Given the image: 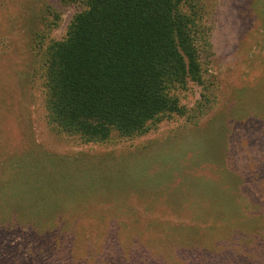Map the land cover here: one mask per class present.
I'll return each mask as SVG.
<instances>
[{
	"label": "rangeland",
	"instance_id": "rangeland-1",
	"mask_svg": "<svg viewBox=\"0 0 264 264\" xmlns=\"http://www.w3.org/2000/svg\"><path fill=\"white\" fill-rule=\"evenodd\" d=\"M4 1L0 4V39L4 44L0 45V177L8 180L4 189L18 195L17 203L24 200L30 181L18 187L20 179L11 175L22 164L21 152L38 151L36 144L43 152L57 153L69 164L76 162L72 177L85 181L81 185L90 183L83 187L90 190H86V198L78 206L50 209L49 213L59 215H50V220L46 215H33L35 210L3 208L0 264H111L116 259L134 264L138 247L155 260L159 257L167 264H177L172 259L173 249L191 246L197 238L184 237L174 226L194 224L206 229L214 222L211 218L197 221L206 210L197 214L187 208L189 202H177L184 198L181 194L193 197L196 192L194 183L172 187L182 179H209L211 190H197L195 195L204 191L206 195L226 197L230 205L236 197H243L249 199L252 209H260L264 215V0H185L182 10L193 14L197 28L199 81L188 76L174 83L166 81L167 76L164 92L176 99L179 111L152 120L145 133L123 136L112 132L103 140H88L58 130L45 108L47 59L43 52L51 41L64 37L77 2L34 0L39 7L34 3V7L30 4L20 8L14 0ZM30 8L54 9L59 15L53 26L43 28L36 54L25 51ZM5 11L18 18L16 26L6 28ZM146 145L147 154H163L160 163H165L166 158L175 160L176 154L171 151L183 152L179 155L182 160L185 149L194 154L195 161L193 166L181 163L174 174H166L162 166L149 170L140 165L139 159L133 167L120 156ZM170 147L172 150L167 151ZM112 156L120 157L91 163V159ZM43 159V175L55 174L51 159ZM121 169L133 171L138 176L136 181L146 188L135 184L133 190V182L118 178L119 190L106 191L100 186L107 180L111 185ZM25 176L27 180L34 178L28 171ZM26 203L33 204L34 199L27 198ZM26 221L31 225L23 227ZM259 224L257 232L263 237L264 222ZM54 229L64 240L57 243L55 256L45 249L39 252L37 247L43 243L40 237L45 232L52 234ZM225 230L218 229L217 235L208 229L206 232L209 239L215 238L214 245L226 239V249L237 255L250 250L264 261L263 239L238 240L224 234ZM198 242L201 249H215L207 241Z\"/></svg>",
	"mask_w": 264,
	"mask_h": 264
},
{
	"label": "trees",
	"instance_id": "trees-1",
	"mask_svg": "<svg viewBox=\"0 0 264 264\" xmlns=\"http://www.w3.org/2000/svg\"><path fill=\"white\" fill-rule=\"evenodd\" d=\"M6 1L8 0L4 3ZM14 1L20 8L26 5L29 7L30 4L33 6L35 3L34 0ZM58 1L60 4L71 2L78 4L64 37L58 41H51L43 52L45 60L47 59L44 73L45 108L58 130L79 135L88 140H103L112 132L131 136L145 133L150 122L159 116L179 111L176 99L164 92L165 78L168 76L166 81L174 83L183 82L188 76L199 81V59L195 42L197 28L193 14L182 10L185 0ZM2 2L3 0L0 4ZM28 13L29 40L25 44V51L33 50L36 54L43 39V28L48 29L53 26L59 15L54 9L41 11L40 8L37 10L30 8ZM3 21L6 28L14 27L18 18L13 13L5 11ZM0 45L4 46L1 39ZM34 145L38 151H22L20 154L22 164L11 175L20 179L17 182L18 187L19 184L30 181L27 184V194L22 196L24 200L21 204L16 202L18 195L13 190L4 189L8 180L5 178L1 180V176L0 211L3 208L14 210L27 208L36 211L33 215H46L50 220L52 218L50 215H54L49 213L50 209L73 208L83 203L86 190H90L83 187L90 183L81 185L85 181H77L75 177H72L77 168L76 162L69 164L57 153L43 152L36 144ZM147 149L148 145L140 147L139 150L125 152L120 156L128 163H133V167L138 162L135 160L139 159H141L140 165L149 170L155 166H162L166 174H174L176 168L182 166L181 163L187 162L188 165L193 166L195 161L194 154L188 149H185L184 158L180 160L179 155L183 152L171 151L172 147H170L167 151H171L173 155L176 154L175 160L166 158L165 163H160V156L163 154L150 155L147 154ZM120 156L100 157L95 161L91 159V163L100 164L101 162L97 161L102 160L114 161ZM47 157L53 163L51 170L56 171L55 174L43 175L45 168L43 158L47 159ZM103 169L107 170V168ZM25 171L33 173L34 178L27 180ZM128 171L129 169L126 171L121 169L116 173L117 175H114L111 185L107 180V182H101L100 186L106 191L119 190L121 185L117 182L118 178L128 180L129 184L133 182L134 184L130 186L133 190L136 185L146 188L136 181L138 176L133 171L132 173ZM165 172L160 173L163 175ZM102 181L105 180L102 179ZM192 181L182 179V183L177 182L172 187L180 184L183 188L194 183L193 189H196V192L211 190L212 182L209 179L199 177ZM90 182L93 183V181ZM80 191L81 193H78ZM204 191L197 193L198 195H195L196 192L193 191V197H185L181 194L186 199H177V202L179 204L189 202L187 208L194 210L197 214L206 210L205 214L198 216L197 221L201 218L208 221L211 218L214 221L213 224L210 223L205 227L206 229L194 224L174 227L179 229L178 232L184 234V237L190 236V239L195 237L201 243L207 241L215 249L210 250L209 247L201 249L199 246L201 244L195 239L191 246L173 249L171 252L173 261L177 264H264L262 256L253 254L250 250L237 255L226 249V239L214 245L215 238L209 239L206 232L208 229L209 233L214 232L217 235L218 229H227L224 234L229 237L236 236L238 240L260 242V238L264 240V236H259L257 232L258 228H261L259 222H264L262 211L252 209L249 199L236 197L230 205L226 197L222 199L220 196L206 195ZM174 197L180 198V195ZM27 198H33L34 203L27 205ZM172 199L173 197L168 198L169 201ZM127 202L130 203L131 199ZM234 206L236 211H233ZM133 209H135V203ZM29 217L31 218L32 215ZM30 225L31 223L26 221L22 226ZM56 232L57 230L54 229L52 234L45 232L40 237L39 241L43 243H39L37 247L39 252L45 249L55 256L57 243L64 242L61 236L56 235ZM202 233L203 236L206 234L204 238ZM137 250L134 253L136 258L134 264H167L159 257L155 260L153 255L141 247ZM125 263L116 259V263L111 264Z\"/></svg>",
	"mask_w": 264,
	"mask_h": 264
}]
</instances>
